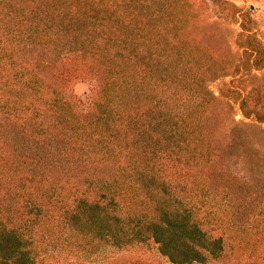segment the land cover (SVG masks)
<instances>
[{"label": "trees", "instance_id": "16d2710c", "mask_svg": "<svg viewBox=\"0 0 264 264\" xmlns=\"http://www.w3.org/2000/svg\"><path fill=\"white\" fill-rule=\"evenodd\" d=\"M218 27L189 0H0V264L147 238L203 263L225 235L264 241V84L234 62L220 93L254 120L227 118L205 83L229 74ZM246 243L235 264H264Z\"/></svg>", "mask_w": 264, "mask_h": 264}, {"label": "rangeland", "instance_id": "374dc122", "mask_svg": "<svg viewBox=\"0 0 264 264\" xmlns=\"http://www.w3.org/2000/svg\"><path fill=\"white\" fill-rule=\"evenodd\" d=\"M189 6L195 12L204 14L208 20L219 22V27L216 29L221 38L219 48L220 52L230 59V64L226 68L228 73L232 70L234 62H243L239 68V73H243V77L238 84L245 88L256 83L264 84V0H189ZM243 23L244 28L241 27ZM245 33L253 35L251 45L248 44ZM216 47L218 48V46ZM256 53L258 55L255 62L253 58ZM232 78V73H229L213 80H206L205 83H208L209 88L218 99L223 101V103L219 102L225 110H228L227 118L229 114L235 121L251 122L254 120V115L245 116L241 112L240 97L237 93L228 97L220 93V88L234 83L229 82ZM89 87L90 81L86 78L71 79L68 83L69 91L81 96L89 90ZM248 104L252 105V101L249 100ZM259 124L264 129V122H259ZM256 218L254 222H258ZM259 218L264 220V213H261ZM231 237L224 236V248L218 256H208L203 263L190 264H235L248 256L247 251H243L242 247L245 241L249 246L260 244L262 247L264 244V241L259 240V237L256 238L255 235L246 238L243 236L239 240L240 242ZM104 248L101 252L90 248L92 253L88 254V257L82 255L83 251L77 257L75 255H58L59 260L53 259L50 264H173L166 255L159 251L157 242L152 238L142 241L134 240L129 244H105ZM256 252L258 251L255 250L253 253ZM83 258L85 260H82Z\"/></svg>", "mask_w": 264, "mask_h": 264}]
</instances>
